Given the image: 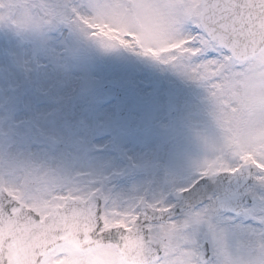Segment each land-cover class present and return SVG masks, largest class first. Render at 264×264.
Here are the masks:
<instances>
[{
    "label": "snow or ice",
    "instance_id": "6c2138e0",
    "mask_svg": "<svg viewBox=\"0 0 264 264\" xmlns=\"http://www.w3.org/2000/svg\"><path fill=\"white\" fill-rule=\"evenodd\" d=\"M0 264H264V0H0Z\"/></svg>",
    "mask_w": 264,
    "mask_h": 264
},
{
    "label": "rangeland",
    "instance_id": "374dc122",
    "mask_svg": "<svg viewBox=\"0 0 264 264\" xmlns=\"http://www.w3.org/2000/svg\"><path fill=\"white\" fill-rule=\"evenodd\" d=\"M126 43H131V41H126Z\"/></svg>",
    "mask_w": 264,
    "mask_h": 264
}]
</instances>
